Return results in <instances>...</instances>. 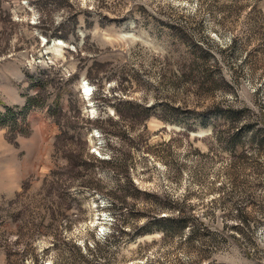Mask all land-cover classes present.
<instances>
[{
	"label": "rangeland",
	"instance_id": "374dc122",
	"mask_svg": "<svg viewBox=\"0 0 264 264\" xmlns=\"http://www.w3.org/2000/svg\"><path fill=\"white\" fill-rule=\"evenodd\" d=\"M0 264H264V0H0Z\"/></svg>",
	"mask_w": 264,
	"mask_h": 264
},
{
	"label": "bare ground",
	"instance_id": "6f19581e",
	"mask_svg": "<svg viewBox=\"0 0 264 264\" xmlns=\"http://www.w3.org/2000/svg\"><path fill=\"white\" fill-rule=\"evenodd\" d=\"M88 87H89V86H85V89H86L87 91L89 90ZM87 91H86V92H87Z\"/></svg>",
	"mask_w": 264,
	"mask_h": 264
}]
</instances>
